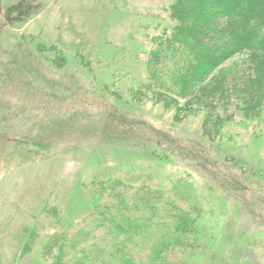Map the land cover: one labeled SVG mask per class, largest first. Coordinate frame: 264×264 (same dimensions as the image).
Returning a JSON list of instances; mask_svg holds the SVG:
<instances>
[{"label": "rangeland", "instance_id": "374dc122", "mask_svg": "<svg viewBox=\"0 0 264 264\" xmlns=\"http://www.w3.org/2000/svg\"><path fill=\"white\" fill-rule=\"evenodd\" d=\"M172 1L0 0V264H53L60 245L114 264L112 203L135 193L156 200L151 228L169 203L199 229L189 264H264V101L244 117L223 98L212 114L233 118L209 136L204 107L173 106L171 62H149Z\"/></svg>", "mask_w": 264, "mask_h": 264}, {"label": "trees", "instance_id": "16d2710c", "mask_svg": "<svg viewBox=\"0 0 264 264\" xmlns=\"http://www.w3.org/2000/svg\"><path fill=\"white\" fill-rule=\"evenodd\" d=\"M169 17V32L153 39L156 47L150 52L149 62L155 68L159 63L171 62V85H159L185 100L182 104L173 101V106L187 112L193 105L204 107L203 124L208 136L219 134L222 124L233 118L227 112V103H223L224 115L213 116L223 98L238 100L236 110L244 117H255L264 101V0H173ZM241 52H246L243 67L239 68L245 70L241 77L215 73L227 59ZM157 94L166 104L168 100L172 103L161 91ZM130 201L131 205L122 197L112 203L120 208L115 207L108 219L119 221L113 220L115 225L110 227L122 239L113 243L110 263L189 264L196 257V248L207 243L198 239L199 229L191 228L187 216L173 205L168 203L166 210L173 216L171 224L158 221L155 230L150 227V220L155 217L151 209L155 198H139L135 193ZM139 202L143 206L139 207ZM167 247L179 248L182 256L176 255L169 262ZM82 260L65 259L60 245L53 264H84Z\"/></svg>", "mask_w": 264, "mask_h": 264}]
</instances>
